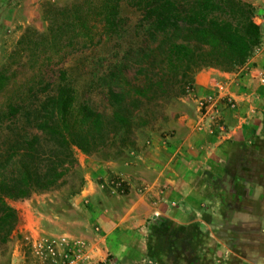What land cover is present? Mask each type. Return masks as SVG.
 <instances>
[{"label": "trees", "instance_id": "1", "mask_svg": "<svg viewBox=\"0 0 264 264\" xmlns=\"http://www.w3.org/2000/svg\"><path fill=\"white\" fill-rule=\"evenodd\" d=\"M45 13L47 31L27 28L0 68V242L11 199L66 183L77 149L138 150L201 69H238L262 37L251 0H52Z\"/></svg>", "mask_w": 264, "mask_h": 264}, {"label": "rangeland", "instance_id": "2", "mask_svg": "<svg viewBox=\"0 0 264 264\" xmlns=\"http://www.w3.org/2000/svg\"><path fill=\"white\" fill-rule=\"evenodd\" d=\"M3 1L0 68L27 28L47 31L45 6L52 0ZM235 71L244 76L246 63ZM196 76L169 108L163 127L150 131L138 150L104 159L77 149L66 183L11 199L18 222L0 242V264H264V228L231 223L263 215L264 154L254 144L264 127V107L243 111L253 148L243 151L250 162L236 181L230 176L238 169L233 151L210 152L206 141L215 131L216 142L227 146L244 129L230 133L233 125L218 113L206 125V105L187 100L202 92ZM250 206L256 207L252 216L236 210ZM156 216L165 217L170 229L154 228Z\"/></svg>", "mask_w": 264, "mask_h": 264}, {"label": "crops", "instance_id": "3", "mask_svg": "<svg viewBox=\"0 0 264 264\" xmlns=\"http://www.w3.org/2000/svg\"><path fill=\"white\" fill-rule=\"evenodd\" d=\"M9 1V0H8ZM256 5L259 13H264V0H251ZM7 4L6 0L2 2V5ZM264 37V36H263ZM264 41L262 46L258 47L246 62V68L248 71L243 76L237 71H223L213 67H206L204 70L200 71L196 76V85L202 91L192 97H189L187 100L192 101L193 104L198 106L206 105V125L210 126V121L213 118V114L223 115L226 118L227 122L232 126L230 133L240 132L241 129H244L243 134L240 138L232 139L227 146L224 144H219L216 142L214 137V129L210 128L212 135H208L207 148L212 151H223L228 148L233 151L236 156V165L238 166L237 172L230 174L234 180L238 181L240 177V169L247 170L248 163L250 162L244 156L245 150L252 149L253 147L250 144H253V139L250 137V126L244 125L243 121H246L248 117L243 111L248 110L251 113L258 112V107H264V86L257 87V85H264ZM251 101V102H250ZM230 105H229V104ZM259 107V108H260ZM250 116V115H249ZM264 118V113H263ZM229 119H233L229 121ZM186 120V116H183L179 119V123L182 125ZM237 123V124H235ZM189 128L192 126L187 123ZM192 133V132H191ZM190 133V134H191ZM256 144L255 147L261 153L264 154V127L262 126L259 133L255 136ZM231 152L228 153V156ZM243 154V156L241 155ZM232 157H235V156ZM211 163V162H210ZM236 166V167H237ZM243 170V171H244ZM211 175V171L208 172ZM224 173V172H223ZM208 175V176H210ZM224 176L222 174L220 177ZM210 193V192H208ZM224 194V193H223ZM249 198H252L248 196ZM256 207L250 206L245 209H236L242 215L252 216ZM263 215L255 220H246L241 218L238 222H231L239 227L244 226H253L263 227L264 228V210Z\"/></svg>", "mask_w": 264, "mask_h": 264}, {"label": "built area", "instance_id": "4", "mask_svg": "<svg viewBox=\"0 0 264 264\" xmlns=\"http://www.w3.org/2000/svg\"><path fill=\"white\" fill-rule=\"evenodd\" d=\"M256 21L261 25L262 27V37H261V42H260V45L256 47V49H258V47L262 46L263 44V41H264V16L262 14H260L259 12L257 13V16H256ZM254 49V51L256 50ZM253 51V52H254ZM264 81V79H262Z\"/></svg>", "mask_w": 264, "mask_h": 264}]
</instances>
